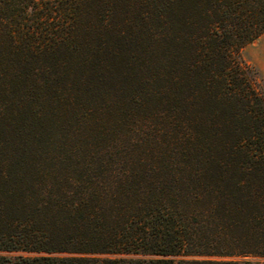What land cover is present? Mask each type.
Masks as SVG:
<instances>
[{
    "label": "trees",
    "instance_id": "16d2710c",
    "mask_svg": "<svg viewBox=\"0 0 264 264\" xmlns=\"http://www.w3.org/2000/svg\"><path fill=\"white\" fill-rule=\"evenodd\" d=\"M264 0H0V264H264Z\"/></svg>",
    "mask_w": 264,
    "mask_h": 264
},
{
    "label": "rangeland",
    "instance_id": "374dc122",
    "mask_svg": "<svg viewBox=\"0 0 264 264\" xmlns=\"http://www.w3.org/2000/svg\"><path fill=\"white\" fill-rule=\"evenodd\" d=\"M239 58L255 70L258 80L264 86V33L245 44L239 51Z\"/></svg>",
    "mask_w": 264,
    "mask_h": 264
}]
</instances>
